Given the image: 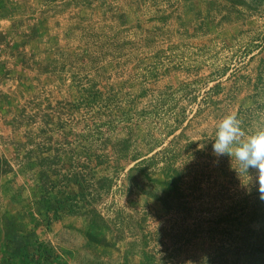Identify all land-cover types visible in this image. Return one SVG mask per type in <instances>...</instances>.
<instances>
[{
  "label": "rangeland",
  "instance_id": "1",
  "mask_svg": "<svg viewBox=\"0 0 264 264\" xmlns=\"http://www.w3.org/2000/svg\"><path fill=\"white\" fill-rule=\"evenodd\" d=\"M2 40L0 184L33 202L13 261L249 264L256 172L210 140L264 127V0H0Z\"/></svg>",
  "mask_w": 264,
  "mask_h": 264
},
{
  "label": "clouds",
  "instance_id": "2",
  "mask_svg": "<svg viewBox=\"0 0 264 264\" xmlns=\"http://www.w3.org/2000/svg\"><path fill=\"white\" fill-rule=\"evenodd\" d=\"M210 141L215 154L234 158L247 173L255 170L259 198L264 200V127L246 132L237 116L228 114L217 123Z\"/></svg>",
  "mask_w": 264,
  "mask_h": 264
},
{
  "label": "crops",
  "instance_id": "3",
  "mask_svg": "<svg viewBox=\"0 0 264 264\" xmlns=\"http://www.w3.org/2000/svg\"><path fill=\"white\" fill-rule=\"evenodd\" d=\"M142 6L145 8L148 5ZM157 6L159 7L160 3L154 7L157 8ZM3 183L0 184V196L2 195L0 200V264H8V262H13L18 255L21 256L23 253L22 251L20 253L18 249L21 248L20 245L23 240H25L24 243L27 242L28 231L30 233L32 228L29 219L26 218L27 209L23 204H27L31 209L30 205L33 202L32 199H27V201H31V204L25 202L22 197L23 187H17L15 182ZM11 190L16 192V197L12 198L11 194H7V191L11 193ZM18 205L22 207L18 208ZM28 213L30 214L29 211Z\"/></svg>",
  "mask_w": 264,
  "mask_h": 264
},
{
  "label": "trees",
  "instance_id": "4",
  "mask_svg": "<svg viewBox=\"0 0 264 264\" xmlns=\"http://www.w3.org/2000/svg\"><path fill=\"white\" fill-rule=\"evenodd\" d=\"M135 168L131 167L130 171ZM139 184V183H138ZM264 215V214H263ZM264 223V217H263ZM260 234L255 235L254 241L251 243V247L248 252L249 264H264V224L261 227ZM40 248L36 250L35 257L37 260L51 256V249L47 245L40 243ZM27 256V255H26ZM25 254L22 256L26 259ZM8 264H17L16 261H10Z\"/></svg>",
  "mask_w": 264,
  "mask_h": 264
},
{
  "label": "built area",
  "instance_id": "5",
  "mask_svg": "<svg viewBox=\"0 0 264 264\" xmlns=\"http://www.w3.org/2000/svg\"><path fill=\"white\" fill-rule=\"evenodd\" d=\"M7 42L5 40L0 41V63L7 57Z\"/></svg>",
  "mask_w": 264,
  "mask_h": 264
}]
</instances>
